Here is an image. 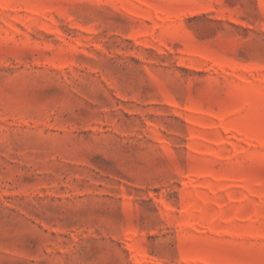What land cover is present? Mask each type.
Returning <instances> with one entry per match:
<instances>
[{
    "label": "rangeland",
    "instance_id": "rangeland-1",
    "mask_svg": "<svg viewBox=\"0 0 264 264\" xmlns=\"http://www.w3.org/2000/svg\"><path fill=\"white\" fill-rule=\"evenodd\" d=\"M0 264H264V0H0Z\"/></svg>",
    "mask_w": 264,
    "mask_h": 264
}]
</instances>
